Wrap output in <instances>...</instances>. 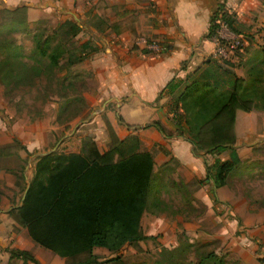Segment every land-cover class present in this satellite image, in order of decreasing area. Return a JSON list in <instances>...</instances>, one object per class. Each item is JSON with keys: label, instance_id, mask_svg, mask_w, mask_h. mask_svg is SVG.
Here are the masks:
<instances>
[{"label": "trees", "instance_id": "trees-1", "mask_svg": "<svg viewBox=\"0 0 264 264\" xmlns=\"http://www.w3.org/2000/svg\"><path fill=\"white\" fill-rule=\"evenodd\" d=\"M8 7L3 10L17 15L15 22H23L25 6ZM219 21L232 33H240V23L234 13L218 2L209 16L206 37L216 33ZM100 23H92L96 32L103 31ZM81 28L77 20L67 16L60 19L51 34L73 37ZM49 34L41 43L37 40L36 53L45 55L50 65H57L65 56L64 50L59 43L50 50L46 48ZM97 41L100 42L98 38ZM96 45L91 43V38H85L78 43L77 49L85 56L96 49ZM76 54H68L66 61L77 60L78 56L73 59ZM204 62L205 65L195 67L182 77H172L163 89L169 95L176 132L185 131L192 152L202 156L204 178L210 179L216 187L225 182L227 172L238 162L232 127L236 111L264 106V79L257 71L255 85L248 86L230 68V61L219 62L207 57ZM70 106L75 109L66 119L75 115L81 117L87 112L83 95H69L57 103L55 119L61 120ZM180 124L184 126L181 131ZM105 127L108 140L102 150L90 136L82 135L78 151L52 149L36 154L23 197L7 209L31 240L65 257L67 260L63 264L115 262L117 255L99 259L92 247L116 250L126 242L152 238L154 235L142 232L139 217L144 210L166 208L167 205L157 196L160 177L159 171L152 169V150L141 149L136 134L120 138L107 121ZM14 144L26 150L16 137L0 143V168L18 172L21 177L25 158L8 148ZM220 151H226L228 156L224 159L214 157L211 161L205 157L206 153ZM13 158L18 159L17 164L9 165L7 161ZM168 161L160 165V171L165 170ZM208 195L212 202L216 201L213 188L208 190ZM6 250L9 256L18 257L22 262L41 264L28 249L7 247ZM198 262L224 264L223 257L213 251L202 254Z\"/></svg>", "mask_w": 264, "mask_h": 264}, {"label": "crops", "instance_id": "crops-1", "mask_svg": "<svg viewBox=\"0 0 264 264\" xmlns=\"http://www.w3.org/2000/svg\"><path fill=\"white\" fill-rule=\"evenodd\" d=\"M1 1L16 6L21 5L24 0ZM80 2L84 3V0H29L26 3V15L28 19L41 15L42 5L55 7L59 3H66L77 8ZM144 2L152 7L153 12L149 13L153 19L135 40L136 45L129 41L128 29H116L109 33L114 37V42L105 43L99 39L98 48L87 53L86 57L95 69L97 78V92L92 96V100L99 105H93L89 112L80 118V128L75 132L64 133L66 138L76 135L78 139L58 151H78L82 135L90 136L98 149H104L108 140L105 121L120 138L136 134L140 140V148L152 150V169L159 171L160 180L161 175H165V170L161 172L159 168L167 159H174L178 163L175 174L170 172V182H176L178 178L182 183L194 179L196 184L188 192L186 203L190 209L196 208L192 212L197 214L199 219L198 223L196 222V230L207 232L200 220L209 219L213 225L212 236L218 237L226 244L230 242V253L234 260L239 264H264V261L258 259H264V106L236 111V115L243 111L245 118L242 129L234 133L233 145L238 162L227 172L225 182L213 187L210 179L204 178L202 156L192 152V145L184 135V126L179 125L180 131L183 130L181 134L176 132L173 111L169 108V95L163 89L172 77H182L195 67H202L205 65L204 60L211 57L214 40L212 37H206L205 33L209 16L218 2L225 10L234 13L240 23L241 32L243 28H248L252 19L259 20L264 25V0ZM223 28L225 27L221 25L218 32ZM95 31L93 26H89V33ZM153 37L159 41L160 46L158 49L149 50L143 45L142 39ZM261 38L264 42V29ZM245 43L246 40L243 41V44ZM234 60L236 61L230 64V68L236 76L242 78L244 84L255 85L257 71L262 80L264 79V46L244 49ZM262 83L260 82L261 85ZM227 156L226 151L205 154L208 161L214 157L224 159ZM238 166L240 168L236 170ZM211 188L214 189L215 202H212L208 195ZM159 191L160 184L157 196L167 203L166 208L142 212L139 224L144 234L154 235L155 231L165 233L176 227V224L183 223L181 214L185 210L172 211L171 215L167 209L168 201ZM239 229L241 232L235 233ZM31 253L40 263L47 264L36 252ZM27 264L32 262L28 261Z\"/></svg>", "mask_w": 264, "mask_h": 264}, {"label": "rangeland", "instance_id": "rangeland-1", "mask_svg": "<svg viewBox=\"0 0 264 264\" xmlns=\"http://www.w3.org/2000/svg\"><path fill=\"white\" fill-rule=\"evenodd\" d=\"M144 1L88 0L86 2L84 0V3L80 2L77 8L66 3H59L55 7L42 5V14L28 19L26 3L29 0H24L21 1L25 6L23 22L18 23L15 22L17 15L8 14L3 10L4 7H12L15 4L0 0V143L16 137L26 148V150L19 148L15 144L8 146L25 158L23 176L19 177L18 172L0 168V264L28 263V261L22 262L18 257L9 256L7 247L25 248L36 252L47 264H63L67 260L32 241L24 227L7 213V209L19 202L31 176L35 155L47 150H58L76 142L78 139L76 135L66 138L64 133L75 132L81 127L80 118L84 117L93 105L96 107L99 105L92 100V96L97 92L95 69L91 66L87 55L81 56L79 53L78 43L85 38H91V43L94 45L98 42L97 38L104 40L105 43L114 42V37L109 35L112 30L128 29L129 41L136 45L135 40L153 19L152 14L149 13L153 12L152 7ZM67 16L77 20L82 26L81 30L73 37L51 34V30L60 19ZM96 21L98 23L101 21L103 31L89 33V26ZM83 26H87V29ZM263 29L264 25L259 20L252 19L248 28H243L240 32L242 44L234 50L235 57L229 63H235L234 59L236 56L239 57L244 49L264 46L261 38ZM220 33L227 36L233 34L226 28ZM48 34L46 48L50 50L53 45L59 43L64 50L65 56L57 65H50L45 55L36 53L39 45L35 43L37 40L41 43L43 37ZM149 39L155 40L154 37L147 40ZM244 40H246L245 44H243ZM96 47L98 48L97 45ZM73 53H77L73 59L77 56L78 59L67 62L66 56ZM69 95H83L87 112L84 116L75 115L66 119L75 109V106H70L58 121L55 119L57 103ZM243 115V111H239L236 115V123L232 126L234 133L242 129L245 120ZM17 162L16 158L7 161L9 165H16ZM177 164L174 159H169L165 166L166 176L162 174L159 181V193L166 197L169 205L167 209L171 215H173L172 211L185 210L181 214L183 223L179 221L180 223L176 224L177 228L174 227L172 228L174 230L165 233L155 231L152 238L126 242L116 250L93 247V252L99 259L118 256L115 262L97 264H215L198 262L199 257L207 251L221 255L224 264H236L237 260H234L230 253V242L226 244L225 241L222 242L218 237L212 236L213 225L209 219L200 220V224L204 230H208L207 232L196 230V222L199 219L197 214L192 213L196 208L190 209L186 203L188 192L196 183L194 179L182 183L179 178L176 182H170ZM239 168L240 166L235 169ZM170 172H173L172 175ZM240 232L241 229L235 231V233ZM258 259L264 261L263 257Z\"/></svg>", "mask_w": 264, "mask_h": 264}, {"label": "built area", "instance_id": "built-area-1", "mask_svg": "<svg viewBox=\"0 0 264 264\" xmlns=\"http://www.w3.org/2000/svg\"><path fill=\"white\" fill-rule=\"evenodd\" d=\"M220 26L223 25L228 29L222 21H219ZM219 26V27H220ZM216 30V33L212 35L214 45L211 51V57L217 61H231L235 57L234 50L242 44V36L239 34H232L231 36L222 35ZM229 31V30H228ZM143 45L149 50H155L159 48V41L142 39Z\"/></svg>", "mask_w": 264, "mask_h": 264}, {"label": "water", "instance_id": "water-1", "mask_svg": "<svg viewBox=\"0 0 264 264\" xmlns=\"http://www.w3.org/2000/svg\"><path fill=\"white\" fill-rule=\"evenodd\" d=\"M27 185H28V183L26 184V186H25V188H24V190H23V192H22V195H21L20 199L23 197V194H24V192H25V190H26Z\"/></svg>", "mask_w": 264, "mask_h": 264}]
</instances>
